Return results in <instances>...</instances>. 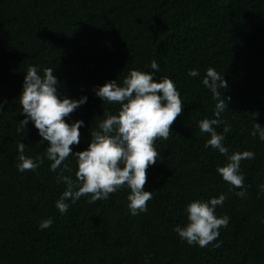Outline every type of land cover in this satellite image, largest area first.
I'll return each mask as SVG.
<instances>
[{"label": "trees", "instance_id": "trees-1", "mask_svg": "<svg viewBox=\"0 0 264 264\" xmlns=\"http://www.w3.org/2000/svg\"><path fill=\"white\" fill-rule=\"evenodd\" d=\"M152 60L160 66L154 79L175 82L182 112L168 139L154 140L159 156L146 169L144 189L153 191L148 210L131 215L130 190L122 187L106 200L69 201L61 214L55 201L66 185L57 183L60 168L49 169L47 141L39 142L32 121L16 132L28 67L40 74L52 67L60 96L87 95L64 118L84 121L75 152L88 147L104 113L120 107L103 103L93 87L113 79L122 84L130 69L153 72ZM208 67L229 84L221 116L232 131L223 143L230 153H255L240 165L245 198L217 172L225 157L204 147L210 134L198 127L215 118L216 101L202 84ZM193 68L199 76H188ZM0 103V264H145L146 257L150 264H264V193L257 196L264 141L250 134L255 122L264 126V0H0ZM20 142L26 156L44 157L36 170H17ZM64 163L75 181L76 158ZM221 193L226 199L215 214L230 219L217 240L203 248L182 241L173 229L186 223V203ZM47 217L53 224L39 229Z\"/></svg>", "mask_w": 264, "mask_h": 264}, {"label": "clouds", "instance_id": "clouds-1", "mask_svg": "<svg viewBox=\"0 0 264 264\" xmlns=\"http://www.w3.org/2000/svg\"><path fill=\"white\" fill-rule=\"evenodd\" d=\"M149 66L153 72L130 69L122 84L113 79L93 87L103 103H119L120 107L116 114L104 113L105 118L98 123V130L91 132L88 147L75 152L71 145L80 143V128L84 121L77 119L68 123L64 118L84 104L87 95H81L78 99L60 96V83L53 74L52 67L44 68L42 74L36 66L28 67L23 89L18 97L24 118L19 120L16 132L22 133L28 122L32 121L42 138L39 142L42 144L47 141L45 156L51 161L49 169L56 172L60 168L57 183L66 185L55 201L61 214L68 210L69 201L76 203L82 196H87L89 203L106 200L111 193L122 187L130 190L127 207L131 215L148 210L147 202L153 198V191L144 189L146 169L159 156L153 146L154 140L157 137L167 140L170 126L182 112L180 92L173 79L167 76L154 79L160 66L156 60H152ZM199 75L195 68L188 71L190 77ZM202 84L216 101L213 113L215 118H204L198 122L199 130L210 134L204 147L211 146L225 157V164L217 166L216 170L224 181L240 189L236 192L238 197L245 198L244 175L240 165L242 160L253 159L255 153L251 150L230 153L223 143L225 133L232 131L231 125L221 116L228 107L227 100L231 99L230 96L223 98V92L228 89L229 84L224 74L213 67L206 69ZM220 125L223 128L218 132L216 128ZM250 134L264 141V126L255 122ZM24 148L25 144L22 142L17 145V170H36L43 163L44 157L37 156L34 160L24 154ZM70 155L76 158L77 163L75 181L64 174L65 170L71 172L69 165L64 163ZM258 188L259 197L264 193V183L258 185ZM225 199V195L221 193L207 201L193 199L187 202L184 207L186 223L183 226H174L173 231L188 245H198L201 248L208 246L217 240L220 228L227 227L229 223L230 218L227 215L215 214L216 207L222 205ZM261 223H264V219H261ZM52 224V217H47L39 222L38 227L45 230ZM213 247H219V242L213 244ZM145 264H150L148 257L145 258Z\"/></svg>", "mask_w": 264, "mask_h": 264}]
</instances>
